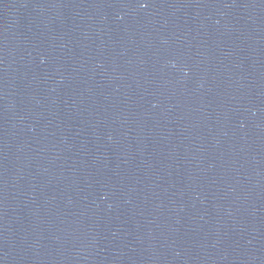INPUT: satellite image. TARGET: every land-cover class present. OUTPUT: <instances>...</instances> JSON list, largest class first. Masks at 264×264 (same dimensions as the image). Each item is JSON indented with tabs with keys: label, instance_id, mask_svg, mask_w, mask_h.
I'll list each match as a JSON object with an SVG mask.
<instances>
[{
	"label": "water",
	"instance_id": "water-1",
	"mask_svg": "<svg viewBox=\"0 0 264 264\" xmlns=\"http://www.w3.org/2000/svg\"><path fill=\"white\" fill-rule=\"evenodd\" d=\"M0 264H264V0H0Z\"/></svg>",
	"mask_w": 264,
	"mask_h": 264
}]
</instances>
